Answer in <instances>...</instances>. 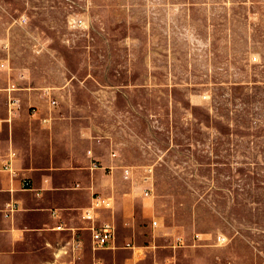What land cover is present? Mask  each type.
<instances>
[{"label":"rangeland","instance_id":"rangeland-1","mask_svg":"<svg viewBox=\"0 0 264 264\" xmlns=\"http://www.w3.org/2000/svg\"><path fill=\"white\" fill-rule=\"evenodd\" d=\"M244 1L245 8L233 10L230 17L231 35L236 37L231 49L212 48L216 70L212 79L249 78L253 83L189 93L192 103L200 99L203 106L191 108V123L185 124L181 120L182 108L188 106L184 94H174L179 104L172 123L166 96L147 87L160 80L145 78L143 59L148 60V49L155 48L153 57L163 59L160 54L165 51L155 52L165 47L160 42L150 47L148 15L136 13L142 9L134 7L135 13L130 9V14H122L127 10L120 5L130 6L131 0H0V39L6 40L13 64L30 66L31 77L51 92L66 85L62 91L71 92V97L59 96L55 109L62 114H92L101 127L93 135L105 141L98 146L100 161L111 156L115 165L131 171L128 179L121 173L118 179L114 175L116 188L128 192V202L134 206L130 215L123 214L114 199L115 247L94 250L89 233L84 234L81 248L62 256L71 264H91L90 251L103 252L105 264H115L109 251H120L125 242L146 244L153 236L168 245L180 236L183 240L177 243L187 246L216 243L217 234L223 233L232 238L226 246L240 254L243 235L257 241L264 252V0ZM248 33L252 40L250 46L247 40L245 50ZM127 36L136 40L128 45L130 41L123 39ZM201 44L195 52L199 75L194 80L206 70ZM177 49L188 58L185 41ZM243 54L249 59L247 68ZM129 57L134 60L130 71ZM228 60L230 73L222 74L216 66L224 64L225 69ZM233 64L241 70L238 75L231 73ZM139 81L147 86L133 90L122 86ZM100 89L107 92L95 98L91 91ZM234 131L248 135L240 138ZM106 178L102 175L100 180ZM254 202L257 210L251 209ZM121 204L126 208L125 202ZM146 208L151 214L142 211ZM153 219L159 223L154 227ZM253 226L258 232L246 230ZM196 233H207L209 238L193 240ZM0 264L21 263L0 259Z\"/></svg>","mask_w":264,"mask_h":264},{"label":"crops","instance_id":"crops-1","mask_svg":"<svg viewBox=\"0 0 264 264\" xmlns=\"http://www.w3.org/2000/svg\"><path fill=\"white\" fill-rule=\"evenodd\" d=\"M244 3V0H137L135 3L131 0L130 6L121 4L127 10L123 15L130 14V9L131 13H135L132 10L134 7L142 9L136 13L148 15L147 38L150 47L160 46L158 42L165 47L155 52L160 54L165 51V54H160L163 59L153 57L156 48L148 49V60L147 57L143 59L145 78L151 81L159 79L160 82L147 86V83L139 81L122 86L131 90L147 86L152 92L165 95L172 123L173 110L179 104L174 94H184L188 106L182 108L184 113L181 120L188 124L192 119L189 110L203 106L200 99L192 103L189 93L212 91L215 87L232 89L236 85H251L253 80L249 78L212 79L216 72L212 64V48L215 45L231 49L236 37L231 35L233 21L230 17L234 15L233 10L245 8ZM123 39L130 41L128 45L136 40L130 36ZM247 40L250 46L252 36L249 33L244 39L245 50ZM183 41L187 44L188 58L178 53L177 46ZM198 43L204 47L205 63L202 67L206 70L201 72V79L194 80L199 75L196 69L199 57L195 53L201 50ZM245 56L243 54L242 61L247 68L249 59L246 60ZM128 62L130 71L134 60L131 61L129 57ZM225 65V69L224 64L217 65L216 69H220L222 74L230 73L229 60ZM231 67L233 76L241 71L236 64ZM30 69L27 65L15 66L10 59L6 40L0 39V259L21 264H71L62 256L66 254L64 251L70 250L73 237L80 240L81 248L84 234L89 233L87 227L90 223L84 221L81 215L89 206L93 194L110 197L113 204L112 209L98 211V224L104 220L116 223V208L130 215L134 206L128 202V192L116 188L114 175L118 179L121 173L123 178L119 170L123 165H115L111 156L101 162L97 155L99 144L105 141L93 135V131L101 127L93 121L92 114H62L60 109H55L59 96L65 98L68 95L70 98L71 92L62 91L66 85L57 89L61 91L51 92V89L48 90L43 83L31 77ZM140 77L143 78L142 74ZM134 78L137 80L136 76ZM101 92L107 90L91 91V94L97 98ZM50 99L55 100V105L49 104ZM209 134L215 136L214 132ZM234 134L240 138L248 135L238 134L237 131ZM250 135L253 136L252 133ZM97 160L101 166L96 163ZM5 164L9 165L10 170L3 168ZM244 164L250 163L241 162V165ZM102 175L107 177L106 181L100 180ZM24 179L30 182L32 189L22 188ZM121 201L125 202L126 208ZM7 204L16 209L8 213ZM257 208L258 202H254L251 209ZM142 211L151 214L150 208ZM246 230L258 232L255 226ZM220 234L226 237L224 242L204 245L193 242L187 246L177 244V238L183 240L180 236H174L173 243L169 245L156 242V236H153L146 244L126 247V243L130 242H125L120 251L109 253L115 257V264H264V252L258 249L257 241L242 235V251L235 254L232 246H226L232 238L223 233L217 235ZM208 235L203 233L199 237L204 240L209 238ZM115 240L105 249L115 247ZM88 255L91 264H105L106 254L103 252L90 251Z\"/></svg>","mask_w":264,"mask_h":264},{"label":"built area","instance_id":"built-area-1","mask_svg":"<svg viewBox=\"0 0 264 264\" xmlns=\"http://www.w3.org/2000/svg\"><path fill=\"white\" fill-rule=\"evenodd\" d=\"M21 22L24 21V19L20 20ZM81 20H78V23H80ZM55 100L50 99L49 104L55 105ZM114 156V154H111ZM4 169L10 170L9 165L5 164L3 166ZM123 171V178L128 179L131 176V171L129 170L128 166H122ZM13 175H15L13 172H11ZM22 188L23 189H32V186L30 182L26 179L22 180ZM145 195L148 194L147 191L144 193ZM8 210L7 212H12L16 209L13 205L7 204ZM113 204L110 197L106 196H100L99 194H93L90 204L87 207V209L84 210V212L81 215V218L84 221H88L90 224L87 227V230H89V236L91 238V245L92 249H105L109 248L112 243H114L115 237V224L113 221L110 220H104V222L98 224L97 223V213L98 211L102 209H112ZM158 220L153 219L152 220V227L158 225ZM73 242H71L70 245V252H74L77 248L80 247V240L78 238L73 237ZM194 240H199V236L197 234L193 237ZM178 242H182L179 238H177ZM216 243L224 242L226 240V237L222 234L217 235L215 237ZM178 244V243H177ZM126 247H132L131 243H126ZM67 251H64L66 253Z\"/></svg>","mask_w":264,"mask_h":264}]
</instances>
